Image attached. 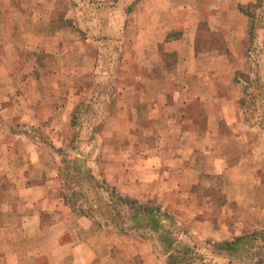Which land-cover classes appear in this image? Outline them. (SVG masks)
Wrapping results in <instances>:
<instances>
[{"label": "rangeland", "instance_id": "obj_1", "mask_svg": "<svg viewBox=\"0 0 264 264\" xmlns=\"http://www.w3.org/2000/svg\"><path fill=\"white\" fill-rule=\"evenodd\" d=\"M163 1L0 0V264H264V0ZM73 158L173 240L95 224Z\"/></svg>", "mask_w": 264, "mask_h": 264}, {"label": "trees", "instance_id": "obj_2", "mask_svg": "<svg viewBox=\"0 0 264 264\" xmlns=\"http://www.w3.org/2000/svg\"><path fill=\"white\" fill-rule=\"evenodd\" d=\"M66 162L67 166L71 164L69 176L77 184L83 185V187L86 186L83 192L87 193L86 191H89V197L94 194L93 200L89 201L88 204L100 217V221H95V224L113 225L118 229L126 226L135 227L148 233L151 237L161 239V236H163L173 240L170 235L173 230L171 221L167 213L160 207L149 203L142 204L135 199L123 196L106 181L96 182L88 171L85 169L80 170V165L75 158L72 161L67 159ZM87 196H85V199H88ZM101 200L104 201L108 212L100 210L99 201ZM109 212L112 214H109Z\"/></svg>", "mask_w": 264, "mask_h": 264}, {"label": "crops", "instance_id": "obj_3", "mask_svg": "<svg viewBox=\"0 0 264 264\" xmlns=\"http://www.w3.org/2000/svg\"><path fill=\"white\" fill-rule=\"evenodd\" d=\"M8 2H9V0H7ZM153 1V3H155L156 5H157V9H156V7H155V11H154V14H153V16L152 17H156L157 15H158V12L157 11H162V12H164L163 14H164V17H166L167 16V22H169V20H170V17H169V14L167 13V11H166V6H168L167 4L168 3H166L165 1H163V0H152ZM162 2H163V5H162V7L163 8H161V7H159V5H161L162 4ZM214 3H213V5H207V7H209V8H214V9H217V8H219L220 7V0H214L213 1ZM226 4V3H225ZM185 7H188V6H185ZM236 7V6H235ZM248 16V15H247ZM249 17V16H248ZM166 22V21H165ZM195 22H199V21H194L193 23H195ZM181 23H183L182 21H181ZM161 24H163L164 25V23H161ZM196 25L195 26H193V29H192V35H191V37H188V38H185L184 37V34H183V36H182V38L181 39H179V41H178V48H180V49H187V53H191V54H188L189 55V57H191V59H196V58H198L200 55L197 53V50H196V48H195V39H196V31L195 30H197V23H195ZM195 31V32H194ZM165 37H166V35H165ZM165 37H163V39H164V41H165ZM184 37V38H183ZM217 51H218V49H217ZM182 52L181 51H175V54L176 55H178L177 56V59H179V63L180 64H182L183 63V56H181L180 54H181ZM196 55V56H195ZM202 55H204V53L202 54ZM9 150V149H8ZM62 149H58V152H60Z\"/></svg>", "mask_w": 264, "mask_h": 264}]
</instances>
